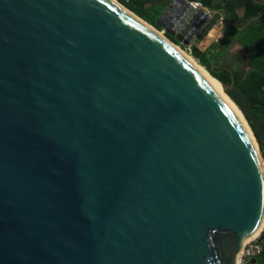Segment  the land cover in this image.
Returning <instances> with one entry per match:
<instances>
[{
	"label": "water",
	"instance_id": "water-1",
	"mask_svg": "<svg viewBox=\"0 0 264 264\" xmlns=\"http://www.w3.org/2000/svg\"><path fill=\"white\" fill-rule=\"evenodd\" d=\"M156 4L188 52L221 22ZM169 39L112 0H0V264H239L264 155Z\"/></svg>",
	"mask_w": 264,
	"mask_h": 264
},
{
	"label": "trees",
	"instance_id": "trees-1",
	"mask_svg": "<svg viewBox=\"0 0 264 264\" xmlns=\"http://www.w3.org/2000/svg\"><path fill=\"white\" fill-rule=\"evenodd\" d=\"M119 1L142 19L144 18L143 20H147L161 29L157 24V19L163 7L156 3L165 0ZM197 1L202 2L204 6L213 7L211 0ZM222 1L223 5L213 8H222L226 11L229 26L224 27L222 36L213 41L205 50L198 46H192L191 54L223 83H231V75L234 74L235 83L233 86L240 91L245 101L253 108L257 119H260L264 128V0ZM240 8H243V16L238 14ZM234 40L241 47L237 54L232 52L234 48L228 51ZM237 55L242 57L243 62L236 60ZM229 94L245 110L243 100L241 101L240 97L232 90H229ZM250 124L256 136L260 137L258 128L252 121ZM259 141L264 155V141Z\"/></svg>",
	"mask_w": 264,
	"mask_h": 264
},
{
	"label": "bare ground",
	"instance_id": "bare-ground-1",
	"mask_svg": "<svg viewBox=\"0 0 264 264\" xmlns=\"http://www.w3.org/2000/svg\"><path fill=\"white\" fill-rule=\"evenodd\" d=\"M114 3L118 4L120 7L124 8L125 10H127L128 12H130L134 17H136L137 19L141 20L143 23L147 24L149 27H151L152 29L156 30V32H158L163 38L165 39H169L165 32L163 30H158L157 28H155L152 24H150L149 22L143 20L142 18H140L136 13H134L133 11H131L129 8H127L124 4H122L119 0H112ZM163 31V32H162ZM170 40V39H169ZM173 44V46H175L186 58L187 60L190 62V64L196 69L198 70L200 73H202L207 80L216 88L217 92L219 93V95L223 98V100L226 102V104H228V106L233 110V112H235V114L238 116V118L241 120V122L244 125V128L246 129V131L248 132V135L250 136L253 144L255 145L256 148H258L257 143H256V139L247 123V120L245 118V115L243 113V111L240 109V107L238 106V104L225 92L224 87L222 82H220L219 79H217L216 77H214L209 70L206 69V67H204L202 64H200L198 62L197 59H195L187 50H185L182 46L176 44L173 41H169ZM260 232H257L252 238L257 237L259 235ZM251 238V239H252Z\"/></svg>",
	"mask_w": 264,
	"mask_h": 264
},
{
	"label": "rangeland",
	"instance_id": "rangeland-1",
	"mask_svg": "<svg viewBox=\"0 0 264 264\" xmlns=\"http://www.w3.org/2000/svg\"><path fill=\"white\" fill-rule=\"evenodd\" d=\"M128 8V7H127ZM145 21H147V20H145ZM150 23V22H149ZM151 24V23H150ZM153 25V24H152ZM154 26V25H153ZM155 27V26H154ZM156 28V27H155ZM159 30V29H158ZM161 31V30H160ZM163 32V31H162ZM211 34L209 33V36H208V38L210 39L211 37ZM213 40V39H212ZM206 42H207V44L208 43H210L211 42V39L210 40H206ZM203 43H201V47L200 48H205L206 46L205 45H202ZM205 44V43H204ZM183 45V44H182ZM232 45V44H231ZM181 46V45H180ZM184 49H186L187 50V48L183 45L182 46ZM238 48V45L236 46V48L232 51L233 53H235V54H237L239 51V49H237ZM205 50V49H204ZM189 53L191 54V52L189 51ZM192 55V54H191ZM236 60H239L240 62H243L242 61V57H238V55H237V58H236ZM229 90H232L233 92H235L239 97H240V99H241V101L244 103V106H245V110H243V113H244V115H245V118H246V120H247V123H248V120H249V123H251V121L253 122V124L256 126V128H258V130L260 131V137H257V140H258V142H259V144H260V141L259 140H262V141H264V128H263V126H262V124H261V121H260V119L258 118L257 119V117H256V115H255V112H254V110H253V108L245 101V99H244V97L240 94V91L237 89V88H235L234 86H232ZM229 90H228V92H229ZM249 123H248V125H249ZM251 125V124H250ZM250 125H249V127H250ZM252 127V126H251ZM251 127H250V129H251ZM251 131H252V129H251ZM254 131V130H253ZM253 131H252V133H253ZM255 133V132H254ZM254 133H253V135H254ZM255 137V136H254ZM260 147H261V145H260ZM262 150V149H261ZM257 263L258 264H264V257H260V258H258L257 259Z\"/></svg>",
	"mask_w": 264,
	"mask_h": 264
},
{
	"label": "crops",
	"instance_id": "crops-1",
	"mask_svg": "<svg viewBox=\"0 0 264 264\" xmlns=\"http://www.w3.org/2000/svg\"><path fill=\"white\" fill-rule=\"evenodd\" d=\"M190 1H197V0H190ZM202 3V2H201ZM211 3H212V6L213 7H218V6H221V5H223V1L222 0H211ZM202 7L203 8H205L206 10H209L211 13H214L215 11H219L220 13H221V15H222V17H221V19H220V24L219 25H215L214 27H213V29L210 31V34H211V42L210 43H208L207 44V42H206V40H210L209 38H208V36H209V34L206 36V38H205V40L203 41V44L202 45H205L206 47L205 48H201L202 50H204V49H206L213 41H215V40H218L221 36H222V34H223V28L224 27H227V26H229V23H228V21H227V19H226V11L224 10V9H222V8H220V9H214L213 7H209V6H204L203 5V3H202ZM238 14L240 15V16H243V8H240V9H238ZM213 39V40H212ZM205 43V44H204ZM238 44H236V42H235V44H234V46H233V48L235 49L236 48V46H237ZM201 47V46H200ZM241 47L238 45V48L237 49H240ZM233 49V50H234ZM263 247H264V242H263ZM260 257H264V252H263V254L260 256ZM260 257H258V258H260ZM257 258V259H258Z\"/></svg>",
	"mask_w": 264,
	"mask_h": 264
},
{
	"label": "built area",
	"instance_id": "built-area-1",
	"mask_svg": "<svg viewBox=\"0 0 264 264\" xmlns=\"http://www.w3.org/2000/svg\"><path fill=\"white\" fill-rule=\"evenodd\" d=\"M191 4L195 8L202 7V3L200 1H191ZM189 48L191 52L192 47ZM263 232L264 229L257 237H254L246 242L239 258V264H250L251 260L257 259L263 254L264 247L263 241H261L262 235L264 234Z\"/></svg>",
	"mask_w": 264,
	"mask_h": 264
}]
</instances>
